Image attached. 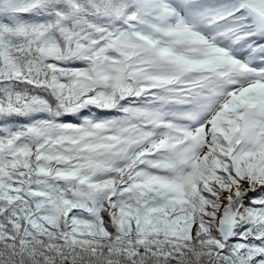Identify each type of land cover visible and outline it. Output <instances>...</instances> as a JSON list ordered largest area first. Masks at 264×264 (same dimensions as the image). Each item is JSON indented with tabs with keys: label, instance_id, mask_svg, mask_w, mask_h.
<instances>
[{
	"label": "snow or ice",
	"instance_id": "1",
	"mask_svg": "<svg viewBox=\"0 0 264 264\" xmlns=\"http://www.w3.org/2000/svg\"><path fill=\"white\" fill-rule=\"evenodd\" d=\"M0 264H264V0H0Z\"/></svg>",
	"mask_w": 264,
	"mask_h": 264
}]
</instances>
